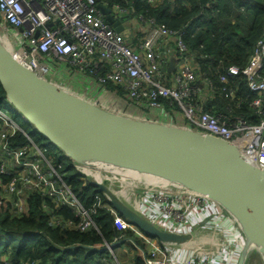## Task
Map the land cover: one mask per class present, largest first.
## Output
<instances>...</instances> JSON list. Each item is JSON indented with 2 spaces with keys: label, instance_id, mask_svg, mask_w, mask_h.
<instances>
[{
  "label": "built area",
  "instance_id": "built-area-1",
  "mask_svg": "<svg viewBox=\"0 0 264 264\" xmlns=\"http://www.w3.org/2000/svg\"><path fill=\"white\" fill-rule=\"evenodd\" d=\"M98 3L0 0V43L36 75L91 103L98 105L108 93L106 81L118 83L127 91L126 98L118 101L132 104L139 111L138 119L169 124L180 114L188 129L231 141L250 164L264 170V38L251 50L244 69L247 88L257 94L251 106L262 115L258 123L250 124L240 116L226 119L204 110L202 98L212 96L215 86L199 73L183 41L187 25L171 29L144 14L129 16L116 5L110 12L122 27L116 31ZM135 32L141 37L133 47L126 38ZM164 65L171 73L163 83ZM237 70L235 65L224 66L219 81L227 82ZM161 99H168L172 108ZM18 132L29 144L12 145ZM33 139L0 107V198L10 204L9 212L21 214L26 195L34 191L68 206L80 218V229L87 230L98 229L93 213L96 207L105 208L117 229L132 230L142 243L120 234L82 246L94 258L112 257L107 264H121L117 252L125 243L134 245L146 264H237L241 256L245 261L250 241L236 217L206 193L148 171L99 159L76 160L62 152L79 179L98 189L92 205L85 207L63 180L67 172L57 170L45 157L48 146ZM113 201L173 237L162 240L145 234L117 211ZM240 233L244 243L238 240ZM77 247V243L67 246L68 259H77Z\"/></svg>",
  "mask_w": 264,
  "mask_h": 264
},
{
  "label": "trees",
  "instance_id": "trees-1",
  "mask_svg": "<svg viewBox=\"0 0 264 264\" xmlns=\"http://www.w3.org/2000/svg\"><path fill=\"white\" fill-rule=\"evenodd\" d=\"M96 1L112 9L118 5L128 11L129 16L144 14L171 29L178 30L187 25L188 33L183 41L194 55L199 73L210 78L215 86L212 96L202 98L204 110L226 119L240 116L250 124L260 121L262 115L251 106L257 94L247 88L244 69L251 50L264 38V0H230L237 11L231 17L226 15V0H215L213 3L211 0H173V3L162 0L154 4L145 0ZM140 37L141 33L135 32L133 36H127L126 40L136 47ZM228 65H235L238 70L229 76L227 82H221L218 74ZM103 72L102 69L99 74ZM162 72L164 83V77L167 75L168 78L171 72L166 65ZM105 88L113 101H103L101 97L98 105L129 116L132 104L118 101L119 97L126 98L127 91L123 86L106 81ZM4 95L0 85V100ZM161 101L169 110L172 108L168 99ZM33 140L42 146L50 145L44 137H34ZM11 143L15 146L29 144L20 132L11 139ZM49 145L45 157L57 170L67 172L63 180L85 207L91 206L98 189L80 180L68 159L62 156V151ZM1 177L3 181L6 180V176ZM23 206L24 211L16 215L9 212L10 204L0 198V264H107L112 257H108L107 261L94 258L92 251L84 253L82 246L110 241L120 234L142 245L132 230L117 229L110 212L102 207H96L93 213L98 229L91 227L81 230L80 218L72 209L56 204L40 193L32 191L27 194ZM72 243L78 244L74 252L78 255L75 260L68 259L70 253L67 246ZM117 258L121 264H146L140 251L131 243L127 252L121 258L118 254Z\"/></svg>",
  "mask_w": 264,
  "mask_h": 264
},
{
  "label": "water",
  "instance_id": "water-1",
  "mask_svg": "<svg viewBox=\"0 0 264 264\" xmlns=\"http://www.w3.org/2000/svg\"><path fill=\"white\" fill-rule=\"evenodd\" d=\"M121 31L111 8L97 4ZM0 85L10 103L49 143L76 160L99 159L179 180L218 201L264 259V170L228 140L119 114L82 99L23 66L0 43ZM149 236L171 239L113 201ZM237 264H244L243 256Z\"/></svg>",
  "mask_w": 264,
  "mask_h": 264
},
{
  "label": "rangeland",
  "instance_id": "rangeland-1",
  "mask_svg": "<svg viewBox=\"0 0 264 264\" xmlns=\"http://www.w3.org/2000/svg\"><path fill=\"white\" fill-rule=\"evenodd\" d=\"M0 107L5 109L7 112H9L12 116H14L15 120L19 124L21 128H23L30 136L34 137H42L39 132L36 130V128L25 119V117L10 103V101L7 99V97L4 95L3 98L0 100ZM48 142V141H46ZM49 145V144H47ZM49 146L54 147L55 149H58L53 144L50 143ZM238 240L241 243H244V235L242 233L239 234ZM248 246L250 247L249 252L246 254L244 264H264V259L262 254L257 250L256 246H254L252 243H248ZM122 248H118V254L121 258V255L123 253H126L127 250L130 248V243H125L121 245Z\"/></svg>",
  "mask_w": 264,
  "mask_h": 264
},
{
  "label": "crops",
  "instance_id": "crops-1",
  "mask_svg": "<svg viewBox=\"0 0 264 264\" xmlns=\"http://www.w3.org/2000/svg\"><path fill=\"white\" fill-rule=\"evenodd\" d=\"M226 1L228 4V13L226 12V15L231 17L234 15L236 8L230 0H226ZM104 95H103V99H104L103 101H105V99H106V101H111V102L113 101L112 97L108 96L107 94H104ZM122 104H124V103L122 102ZM108 105H109V103H108ZM128 114H130L129 116L135 117V118H138L140 116L139 111L135 110L134 107L129 108ZM169 124L177 126V127H181V128H186V129L188 128L187 124H186V120L180 114H176L174 117V120L172 122H170Z\"/></svg>",
  "mask_w": 264,
  "mask_h": 264
}]
</instances>
